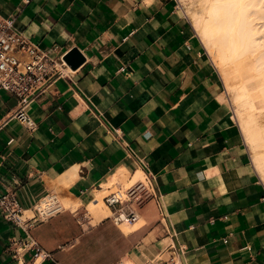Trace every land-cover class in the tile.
<instances>
[{"label": "crops", "instance_id": "1", "mask_svg": "<svg viewBox=\"0 0 264 264\" xmlns=\"http://www.w3.org/2000/svg\"><path fill=\"white\" fill-rule=\"evenodd\" d=\"M0 13L51 56L84 55L27 106L33 129L0 89V192L34 211L0 208V264H264V181L179 0H0ZM138 171L156 198L129 230L110 213L86 225L96 191ZM54 192L82 211L39 216Z\"/></svg>", "mask_w": 264, "mask_h": 264}, {"label": "bare ground", "instance_id": "2", "mask_svg": "<svg viewBox=\"0 0 264 264\" xmlns=\"http://www.w3.org/2000/svg\"><path fill=\"white\" fill-rule=\"evenodd\" d=\"M179 1L187 5L196 1L202 3L199 9L192 6L189 9L192 25L219 69L230 94L227 105L235 112L244 138L252 150L256 169L264 181V0ZM112 177L103 190L96 191L83 212L81 219L86 225L97 221L102 213L111 212L104 208L103 198L109 192L107 186L119 181L117 176ZM144 177V172L138 171L125 182L121 194L124 195L129 186ZM64 184V178L57 180L54 190ZM38 206L51 212L63 207H70L78 213L82 211L80 200L61 197L55 192L44 196ZM33 213L32 209H26L24 216L20 217L26 218ZM123 224L129 230L127 224L130 223Z\"/></svg>", "mask_w": 264, "mask_h": 264}, {"label": "built area", "instance_id": "3", "mask_svg": "<svg viewBox=\"0 0 264 264\" xmlns=\"http://www.w3.org/2000/svg\"><path fill=\"white\" fill-rule=\"evenodd\" d=\"M65 63L64 58L51 56L19 31L14 16L0 13V89L18 98L19 109L14 116L26 127L33 129L36 126L27 106L46 90L53 79L68 76L63 70ZM151 198H156V194L148 177L129 186L124 195L119 189L109 190L103 198L104 208L111 211L117 224L132 223L139 219V207ZM0 208L14 221L20 220L23 214L19 198L10 192H0ZM36 208L42 217L54 212L41 210L38 205Z\"/></svg>", "mask_w": 264, "mask_h": 264}, {"label": "water", "instance_id": "4", "mask_svg": "<svg viewBox=\"0 0 264 264\" xmlns=\"http://www.w3.org/2000/svg\"><path fill=\"white\" fill-rule=\"evenodd\" d=\"M64 59L70 66L76 68L84 60V55L75 47L64 56Z\"/></svg>", "mask_w": 264, "mask_h": 264}, {"label": "rangeland", "instance_id": "5", "mask_svg": "<svg viewBox=\"0 0 264 264\" xmlns=\"http://www.w3.org/2000/svg\"><path fill=\"white\" fill-rule=\"evenodd\" d=\"M199 2L200 1H196V2H194V3H190V4H185L184 2H182V1H180V3L182 4V6H183V8H184V10H185V12H186V14L188 15V17H189V19L191 20V16H190V11H189V9H190V7L192 6L194 9H199V8H201V5H202V3H200L199 4ZM198 4V5H197ZM187 5V6H186ZM189 7V8H188ZM188 8V9H187ZM189 12V13H188ZM211 57V56H210ZM212 58V61H213V63H214V65L216 66V64H215V62H214V60H213V57H211ZM217 68V67H216ZM218 69V68H217ZM218 71H219V69H218ZM226 88V87H225ZM226 94H227V97H228V99L230 98V94L227 92V90H226ZM249 149H250V147H249ZM250 152L252 153V150L250 149ZM262 178V177H261ZM58 190H60V189H57L56 190V192L58 191ZM108 193V192H107Z\"/></svg>", "mask_w": 264, "mask_h": 264}]
</instances>
